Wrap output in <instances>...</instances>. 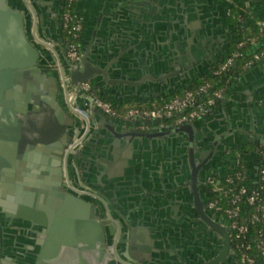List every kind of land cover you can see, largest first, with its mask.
Segmentation results:
<instances>
[{"label": "water", "instance_id": "obj_1", "mask_svg": "<svg viewBox=\"0 0 264 264\" xmlns=\"http://www.w3.org/2000/svg\"><path fill=\"white\" fill-rule=\"evenodd\" d=\"M114 6L120 12L124 11L120 3ZM0 16L3 18L0 21V181L8 179L27 185L31 180L25 177L21 170L38 168L50 171L54 183L53 190L34 191L35 193L12 190L7 193L0 189V264H150L149 258L154 251L139 246L130 235L126 234L125 243L119 241L116 247L110 240L114 233V223L109 218L112 215L108 213L117 215L127 227L130 217L126 210L113 204L100 207L88 196L66 189L63 186L66 170L78 185L89 192L106 197L108 202L112 198V190L96 186L95 170L101 165L112 169L115 161L124 160L117 156L119 140L145 137L151 138L152 142L173 143L174 140L181 139V149L176 150L170 145V157L175 163L184 156L189 157L194 166V154H198L203 143L201 139L200 142L198 138L195 140L193 131L196 127L205 128L207 120L175 127H158L149 134H139L127 130L123 120L93 109L90 103L89 117L93 120L92 124H89L60 104L58 97L61 85L55 74L50 72L53 66L45 58L48 51H44L42 46L30 39L33 15L29 11L14 8L10 0H0ZM47 24L48 21L44 20L41 26L46 27ZM203 33L199 32L201 40L204 38ZM204 53L211 55L206 45ZM217 54L220 56L221 52ZM99 56L101 59L104 57L100 54ZM105 60L111 62V65L95 68L88 61L86 52L74 65L64 58L62 68L65 75L76 83L107 81L117 90H122L121 100L124 97L130 98L135 88L142 89L136 93L147 95L145 92L148 86L163 80L153 76H135L136 68L133 70L131 66L128 67V63H125L120 55L107 56ZM212 61L214 66L217 61L213 58L209 62ZM169 67L171 75H176L181 83L189 79L194 80L195 75L198 77L201 74L198 72V66L186 65L183 60L176 59L169 63ZM154 68L157 72L156 66ZM182 68L184 70H181ZM262 69L264 62L244 73L232 86L231 92L250 80V104L258 107L260 96L264 95V79L259 77ZM110 92L107 87L102 88V94L106 98L117 100L114 97L116 93ZM236 101L234 96L228 97L226 94L219 99L221 108L227 114L226 118L220 119L225 121L223 125L213 128V135L220 136V139L229 135L230 138L233 137L231 144L238 146L242 142L234 137L244 133L247 137L251 135L255 138L254 143L264 144V136L254 135L251 130L234 122L239 120L238 116H243L242 103ZM211 112L217 113L214 109ZM95 113L98 116L94 118ZM245 130L248 132H244ZM184 132L190 133L189 136ZM85 133L84 140L82 138ZM215 147L213 145L210 149L215 151ZM213 154L212 152L211 155ZM13 166L15 169L17 167V171H14ZM217 168L220 167L215 161L211 169ZM14 172H17V176ZM19 173L24 177L18 176ZM109 175L113 176V171H109ZM180 177L183 188H186L188 182L184 179V174ZM2 197L8 198L9 202L4 201ZM35 198L41 202L45 201L47 205L36 203ZM53 198L56 204L50 203ZM62 200L65 203L60 206ZM104 215H107L106 219H103ZM67 217H70V222H66ZM77 217L86 220L81 223L74 222ZM73 223H77V226ZM82 228L85 232L83 236L79 234ZM34 242L37 243L36 247ZM116 251L122 252L116 254Z\"/></svg>", "mask_w": 264, "mask_h": 264}, {"label": "crops", "instance_id": "obj_2", "mask_svg": "<svg viewBox=\"0 0 264 264\" xmlns=\"http://www.w3.org/2000/svg\"><path fill=\"white\" fill-rule=\"evenodd\" d=\"M197 1H79L77 6L84 18L81 57L87 52L90 64L92 63L95 68H102L111 65V62L105 60V57H118L120 55L122 60L128 63V67L131 66L133 70L136 68L135 76L163 78L150 87L148 86V90L145 92L147 95L142 96L141 93H136L141 92L142 89L135 88L134 91L132 90L130 98L124 97L122 100L121 97L123 96L120 94L122 90H117L105 80L92 82L96 89L102 93V88L107 87V91L116 93L114 97L117 100L115 101L125 105L158 103V100L171 96L184 88L181 86L182 81L176 75H171L170 62L177 59L183 60L186 65H196L198 72L201 73L200 77H204L219 62L220 56L215 57L218 55L215 52L216 48L227 43L228 45L232 44L235 29L240 23H243V27L246 29H253L264 21V0ZM10 3L14 8L29 11L33 15L30 39L38 46H42L44 51H48L45 53V58L53 66L50 72H53L60 82L59 75L63 69L65 58L64 30L60 17L63 13L65 0H10ZM118 3L124 10L123 12L115 8L114 4ZM1 20L3 18L0 16ZM44 20L48 21L46 27L41 26ZM200 31L204 32L203 41L199 37ZM194 33L196 34L194 35ZM205 45L211 53L210 56L204 53ZM99 54L104 57L99 58ZM213 58L217 61L214 66V60L212 63L209 62ZM263 62L264 60L260 63ZM260 73L261 75L258 76L264 77V69ZM98 76L101 75L98 74ZM147 80L149 81V78ZM237 82L238 80L233 85ZM250 84V80L242 83L233 93L231 92L232 85L224 89V95L234 96L237 99L236 102L242 103L243 116H238L239 120L234 122L261 137L264 136V107L261 103L258 107L250 104L252 103L248 96ZM165 95L167 96L164 97ZM58 99L60 104L69 111L62 87ZM212 109L217 113L210 112L208 116L194 120H207L205 128H194L193 134L196 138L198 135L210 136L213 134V126L219 127L225 122L220 120L226 118L227 113L221 108L219 100ZM95 114L94 118L98 116L97 113ZM92 120L93 118L90 116L84 121L92 124ZM123 122L126 123V127L123 126V128L139 134H149L158 128L155 125L151 129L143 130L133 123ZM176 125L171 126L175 127ZM47 127L50 126L47 125ZM248 130L244 132H248ZM185 134L188 135L187 132ZM243 134L235 135L234 139H240L242 142L240 145L245 147L243 153L245 164L248 170L253 173L256 170L257 156L255 150L249 146L261 143H254L255 138ZM82 139H86V133ZM119 141L117 156L124 160L115 161L113 170L109 166L103 165L98 166L95 170L96 186L109 191L112 190L110 201L107 202L106 197L89 192L78 185L74 179L70 178L67 170L63 186L80 193V195L88 196L93 203L100 207L113 204V206L123 207L126 210L130 217L127 227L117 215L108 210V214L112 215L109 218L114 223V233L110 236L114 247H116L117 242L125 243L127 234L134 238L135 243L139 246L154 251V254L149 258L150 264H185L186 248L180 242V237L187 235L185 227L191 225L194 217L192 213L186 211L187 197L185 187L182 186L180 167L178 162L175 163L170 157L173 146L176 150L181 149V139H176L173 143L169 141L152 142L151 138L145 139V137H130L127 140L121 139ZM231 141H233V137L229 139L230 145ZM103 157H106L105 153ZM139 159H142L141 162H138ZM218 170L222 173L227 171L224 159L221 161V167ZM14 171H17V167L14 168ZM22 171L24 176L31 180V183L22 185L19 181L12 182L8 179H1L0 189L7 191V193L10 190L25 193L54 189L50 171H42L38 168L22 169ZM109 171H113V176L109 175ZM16 173L14 172V174ZM18 176L24 177L21 173ZM2 199L9 202L8 198L2 197ZM39 200L35 198L34 201L39 202L40 205H47L45 201ZM50 203L56 204L55 199L51 200ZM64 203L65 201L62 200L59 205L62 206ZM67 218L66 222L70 220V217ZM106 218L107 215H104L103 219ZM85 220L83 217H77L73 221L81 223ZM73 225L76 227L77 223H73ZM84 233L82 228L79 234L83 236ZM34 244L36 247L37 243L34 242ZM79 253H81L80 250Z\"/></svg>", "mask_w": 264, "mask_h": 264}, {"label": "built area", "instance_id": "obj_3", "mask_svg": "<svg viewBox=\"0 0 264 264\" xmlns=\"http://www.w3.org/2000/svg\"><path fill=\"white\" fill-rule=\"evenodd\" d=\"M79 1L81 0H66L62 13V27L67 32V43L63 44L65 58L71 65L76 64L81 57V43L78 40L83 34L84 18L77 6ZM259 25L264 27V21ZM252 44L255 48L246 66H255L264 60V44L255 39ZM243 46L244 42H240L239 47ZM242 55L243 53L238 51L232 53L216 73L229 69ZM59 78L71 113L87 120L91 103L93 109L104 115L133 123L143 130L151 129L150 122L157 123L155 125L158 127H168L204 118L224 95V89H217L204 98L203 95L212 87L210 82H205L195 90H185L183 93L172 95L162 103H133L120 109L108 98L100 95L91 82H73L65 75L63 69ZM172 119L175 121L171 123L169 120ZM236 164L238 163L234 162L233 165ZM227 173L214 170L208 176L211 185L210 207L231 227L232 245L238 264H261L258 256L262 255L264 258V229L261 228L257 235H252L250 227L264 221V167L256 162V170L251 177L254 187L251 188L244 184L237 187L223 185V179L228 185L233 182L231 177H227ZM238 177L245 180L247 175L238 173ZM245 205L254 207L252 214H241Z\"/></svg>", "mask_w": 264, "mask_h": 264}, {"label": "flooded vegetation", "instance_id": "obj_4", "mask_svg": "<svg viewBox=\"0 0 264 264\" xmlns=\"http://www.w3.org/2000/svg\"><path fill=\"white\" fill-rule=\"evenodd\" d=\"M229 47L230 45L227 43L218 47L219 50L216 48V53L221 52L218 61H220ZM199 77L195 75V79ZM261 79H264V77H261ZM191 81L193 80L189 79L182 83L181 86L185 87ZM263 98L264 95L260 96L259 103L262 104ZM194 138L195 140L197 139L195 135ZM198 139L199 142L201 139L203 145L198 150V154H194V166L191 164L189 157L184 156L178 161L181 175L184 174V179L188 182L185 188L187 197L186 211L188 210L194 217L190 223L191 225L185 227L187 235L180 237V242L186 248L185 257L187 264H238L232 245L231 227L210 207L211 185L208 182V176L214 170L219 169H211L213 163L217 161L218 167H221V161L224 159V162H226L229 159L228 152L234 145H230L229 135L224 139H220V136L213 134L210 136L198 135ZM213 145L216 146L215 151L210 149ZM212 152L214 153L213 156L211 155ZM116 252L118 254L122 251Z\"/></svg>", "mask_w": 264, "mask_h": 264}, {"label": "trees", "instance_id": "obj_5", "mask_svg": "<svg viewBox=\"0 0 264 264\" xmlns=\"http://www.w3.org/2000/svg\"><path fill=\"white\" fill-rule=\"evenodd\" d=\"M61 22L63 23V15H61ZM255 39L257 42L260 44H264V27L258 25L254 27L253 29H246L243 27V23H240L238 27L235 29L234 32V37H233V42L230 45L229 49L224 52L223 57L220 59L218 62L217 66L210 71L206 76L204 77H199L193 81L190 82V84L186 85L184 88L180 89L177 91L174 95L183 93L185 90H195L199 88L202 84L205 82H210L212 84L211 89L208 91V93H205L203 96L204 98L209 97L213 91L217 89H225L231 87L237 80L238 78L245 73L246 71L252 69L254 66H246V64L249 62V60L252 58V50L255 48L254 45L252 44V40ZM79 43H81V38L78 40ZM244 42L243 47H239V43ZM67 43V32L64 30V45ZM242 52L243 55L241 57H238L234 63L229 69L222 71L221 73H216L222 64L228 59V57L231 56L232 53L234 52ZM93 84V83H92ZM94 86V85H93ZM96 89V87L94 86ZM97 92L104 96L102 93L96 89ZM172 96V95H171ZM171 96H168L164 99L158 100V103H162L165 100L169 99ZM105 97V96H104ZM115 106L118 108L122 109L125 107L124 103H120L118 101H115L113 99H109ZM146 105H152L151 103L146 104ZM262 107H264V98L262 99ZM171 123L174 122L175 120H169ZM155 124L150 122V127H154ZM250 148L254 149L256 152V158L257 162L264 167V145L263 144H258V145H250ZM244 148L241 145L238 146H232V148L229 150V159L225 162V166L227 169V177H231L233 182H230L229 185L225 179L222 180L223 185L225 186H241V185H247L250 188L254 187L253 182L251 181V177H253V174L249 172L246 164H245V157L243 155L244 153ZM235 163H238L236 165H233ZM238 173H242L244 175H247V178L245 180H240L238 177ZM255 176V175H254ZM254 211V207L250 205H245L243 207L242 215H248L252 214ZM250 231L252 235H257V232L263 228L264 229V221H261L257 223L254 226L250 227ZM259 262L261 264H264V258L263 256H258Z\"/></svg>", "mask_w": 264, "mask_h": 264}, {"label": "rangeland", "instance_id": "obj_6", "mask_svg": "<svg viewBox=\"0 0 264 264\" xmlns=\"http://www.w3.org/2000/svg\"><path fill=\"white\" fill-rule=\"evenodd\" d=\"M213 128H214V129H215V128H218V126H215V127L213 126Z\"/></svg>", "mask_w": 264, "mask_h": 264}]
</instances>
